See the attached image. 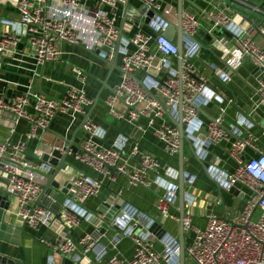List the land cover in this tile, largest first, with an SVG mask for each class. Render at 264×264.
Wrapping results in <instances>:
<instances>
[{
	"label": "built area",
	"instance_id": "built-area-1",
	"mask_svg": "<svg viewBox=\"0 0 264 264\" xmlns=\"http://www.w3.org/2000/svg\"><path fill=\"white\" fill-rule=\"evenodd\" d=\"M137 1L139 11L128 6L129 0H0V8L11 7L17 16V20H2L1 24L10 31L0 32V55L17 54L18 45L24 42L40 65L57 61L61 44L96 50L107 61L120 56V82L105 99L109 115L137 128L145 122L164 152L176 156L180 139L173 122L178 121L179 111L186 137L194 140L193 135L201 128L197 121L200 109L217 98L193 64L203 47L194 40L199 23L194 14L183 10L184 40L179 75L178 46L162 35L170 24H176V8L158 0ZM223 1L233 7L240 4L249 8L257 22L239 13L229 16L225 9L213 7L206 16L214 22L215 29H227L232 38H212L208 48L220 55L225 67L220 70L210 65V68L221 82L227 83L246 61L253 62L259 73L258 104L264 106V0L260 7L251 6L248 0ZM118 8L124 9V18L132 23H128L127 32L133 29V24L146 22L151 33L137 27L128 38L123 37L114 12ZM150 68L156 69L155 75L147 73ZM138 72L145 75L144 80L135 77ZM78 78L83 82L80 73ZM89 104L85 92L74 87H68L59 99L36 92L16 94L9 99L0 97V112L12 115L16 123L30 124L25 140L0 142V177L6 179L5 191L16 201V216L29 230H56L58 236L47 243L51 253L47 264H54L53 255L62 256L71 264H179L178 238L159 231L155 220L129 206L112 219V226L119 233L111 241L114 248L122 238H129L133 244L129 259L109 254L97 243L100 236L95 232L77 242L66 236L81 221L101 226V219L84 208L88 200L99 195L101 184L79 173L70 180L63 194L56 192L46 177L50 176L49 160L55 152L65 159L72 158L106 182L123 176L135 186L148 189L154 185L164 192L159 210L165 218L171 217L169 209L177 198V186L158 174L161 165L154 155L138 154L135 149L126 152L123 143L102 145L104 132L88 119L82 125L87 138L75 151L68 149L64 142L49 149L45 155L47 160H43L41 153L38 155L41 160L36 163L26 157L27 142L37 139L39 131L45 133L55 117L84 115ZM117 104L121 105L122 112L117 111ZM230 129L236 138L228 150L233 171L227 173L209 165L206 172L220 190L243 188L251 198L233 219L206 215L203 228L194 227L190 218L184 217L185 260L190 264H264V152L256 146L257 138L251 133L253 124L249 120L239 116ZM205 130V141L196 144L201 157L203 148L225 140L228 131L220 118L208 122ZM247 150L255 156L244 159L243 153ZM137 156L136 165L130 167L127 162ZM164 173L170 179H178L177 171L166 168ZM149 175H154L152 181ZM174 219L178 223V217Z\"/></svg>",
	"mask_w": 264,
	"mask_h": 264
},
{
	"label": "crops",
	"instance_id": "crops-1",
	"mask_svg": "<svg viewBox=\"0 0 264 264\" xmlns=\"http://www.w3.org/2000/svg\"><path fill=\"white\" fill-rule=\"evenodd\" d=\"M158 1L163 5H171L177 10V0ZM248 1L251 6H261V0ZM128 6L136 11L140 10L137 0H129ZM215 6L225 9L229 16L239 13L245 18L254 19L253 21L257 22V18L249 8L240 4L233 7L223 0H184L183 10L194 14L199 23L194 40L203 47H206L205 39L208 34L215 30L214 22L206 16ZM96 7L99 6L96 5ZM114 12L117 16V27L123 37L128 38L137 27L151 33L146 22L133 24V29L127 32L126 29L130 26L128 23L131 22L124 18V9L118 8ZM0 16L2 20H17L11 7H1ZM5 31H10V28L1 24L0 32ZM174 42L176 43V40ZM59 49L61 54L59 59L44 65H40L35 60L24 42L18 45L17 54L0 55V97L9 99L16 94L36 92L46 98L59 99L68 87H74L84 91L90 100L84 115L73 118L68 115H59L50 123L45 133L39 131L37 139L27 142L26 157L36 163L41 160L38 156L41 153L45 160L48 158L45 155L49 149L59 146L65 141H73L72 150L75 151L87 138L83 129L79 130L84 119L87 118L104 132L102 145L120 146L123 143L126 152L135 149L138 154L147 152L154 155L161 165L158 174L168 181L171 180L177 186L178 179L168 178L164 170L168 168L174 172L178 171V155L169 156L166 154L145 122H141L140 128H137L128 121H118L109 115L105 99L111 88L120 82V56L108 61L115 64L116 69H111L108 64L102 62L100 54L96 50L88 51L82 46L66 44H61ZM193 64L199 71L198 75L207 80L208 87L217 96L209 106L200 109L197 121L201 124V128L193 136L194 140L187 138L184 145V171L188 186L186 217L190 218L194 227L203 228L206 215L215 214L230 220L240 213L249 202L251 194L243 188H236L234 194L220 190L207 175L206 168L209 165H214L227 173L233 171L234 163L228 157V150L236 138L231 133L230 127L235 124V120L239 116L253 124L251 133L257 138L256 146L264 152V106L258 104L256 80L259 73L253 62L246 61L227 83L221 82L210 68V65H214L220 70L225 67L217 52L202 50L199 59L194 60ZM78 73L82 75L83 82L79 80ZM135 77L142 81L145 75L138 72ZM116 109L119 112L123 111L120 104L116 105ZM217 118L221 119L222 126L228 130L226 139L219 144L203 148L204 154L201 157L197 153L196 144L204 134L202 129L206 128L208 122ZM29 130V123L25 121L16 123L12 115L0 112V142L5 140L11 143L23 141ZM254 156L250 150L243 153L244 159ZM137 161L138 156L127 163L131 167L135 166ZM65 162L66 167L53 177L51 183V176H46L47 183H50V187L56 192L63 194L64 189L69 186L70 180L79 173L87 175L101 184L99 195L88 200L84 205L88 213L101 219V226L96 227L88 221H81L69 234L71 239L77 242L84 235L95 232L100 236L97 243L104 246L109 254H117L125 259L131 258L133 244L129 238H122L114 248L111 246V241L119 233L113 228L112 219L127 206L133 207L155 220L159 231H165L178 238V223L174 219L178 217L176 208L172 206L169 209V214L173 218H166L162 225L158 223L163 218L159 210L160 199L164 195L162 190L157 189L154 185L148 189L135 186L123 176H119L116 181L109 183L70 157H66ZM153 177L154 175H149L148 179L152 181ZM6 182L4 177H0V191H5ZM64 234L61 232V235ZM56 236L58 234L55 229H39L37 231L27 229L16 216L15 199L8 194L4 197L0 193V255L2 264H47V256L51 254L47 243L52 242ZM53 256L54 264H67L64 257Z\"/></svg>",
	"mask_w": 264,
	"mask_h": 264
},
{
	"label": "water",
	"instance_id": "water-1",
	"mask_svg": "<svg viewBox=\"0 0 264 264\" xmlns=\"http://www.w3.org/2000/svg\"><path fill=\"white\" fill-rule=\"evenodd\" d=\"M183 1L184 0H177V21L176 24H170L166 30L162 33V35L167 38L169 41L176 40V44L178 46V74L180 75L182 70V55H183V40H184V32L182 29V12H183ZM2 23V17L0 16V27ZM226 37L228 39L232 38V34L225 28L220 27L219 29H215L211 32V34H208V37H206V47H202V50L209 51L208 45L210 44L212 38H220V37ZM103 63L108 64L111 69H116L115 64L109 63L107 60L102 59ZM156 69L150 68L148 69L147 73L155 75ZM255 119V118H254ZM87 120V118L84 119V122ZM256 120V119H255ZM83 122V123H84ZM82 123V125H83ZM174 126L176 127L178 133H179V150H178V185H177V198L173 204V207L177 209L178 212V246H179V264H185V237H184V230H183V219L186 216V205H187V192H188V186L185 178V171H184V145L187 141V137L185 135L184 126L182 124V112L179 111L178 121L173 122ZM82 125L79 130L82 129ZM203 136L200 137V141H205L206 139V130L205 128L202 129ZM195 135V134H194ZM193 135V136H194ZM65 143L68 146V149H72L73 141H65ZM47 160V158L45 159ZM49 164L51 165L52 169L50 172V183L53 180V177L59 173L62 169L66 167L65 162V156H59L57 152L53 153L52 158L49 160ZM49 183V185H50ZM7 184V182H6ZM235 189H230L229 193L234 194ZM1 195L6 197L7 192L6 191H0ZM166 221V218L163 217L160 223L161 225L164 224ZM160 225V226H161ZM158 226V225H157ZM3 229V228H2ZM69 237V235H66ZM67 264H71L70 261H65Z\"/></svg>",
	"mask_w": 264,
	"mask_h": 264
},
{
	"label": "rangeland",
	"instance_id": "rangeland-1",
	"mask_svg": "<svg viewBox=\"0 0 264 264\" xmlns=\"http://www.w3.org/2000/svg\"><path fill=\"white\" fill-rule=\"evenodd\" d=\"M256 216V215H255ZM188 236H187V240H188ZM186 261V264H190V262L188 261V259L185 260Z\"/></svg>",
	"mask_w": 264,
	"mask_h": 264
}]
</instances>
